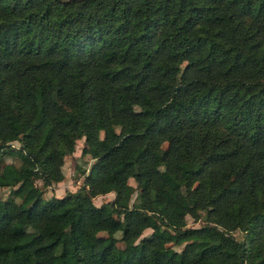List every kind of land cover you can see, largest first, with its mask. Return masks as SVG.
<instances>
[{
  "label": "trees",
  "instance_id": "obj_1",
  "mask_svg": "<svg viewBox=\"0 0 264 264\" xmlns=\"http://www.w3.org/2000/svg\"><path fill=\"white\" fill-rule=\"evenodd\" d=\"M5 155L0 264H264V0H0Z\"/></svg>",
  "mask_w": 264,
  "mask_h": 264
},
{
  "label": "rangeland",
  "instance_id": "obj_2",
  "mask_svg": "<svg viewBox=\"0 0 264 264\" xmlns=\"http://www.w3.org/2000/svg\"><path fill=\"white\" fill-rule=\"evenodd\" d=\"M12 145L15 147H18L20 144L18 141H13ZM84 146V137H81L76 140L75 143V148L72 153L65 155L64 157V162L62 165V170L64 173V178L63 180L53 183L51 186L43 188V197L47 199L48 197L51 196H62L64 195L67 191H74L76 190L82 183V176H81V169L82 168H87L89 164L93 161V159L90 157L88 154H82L81 149ZM163 147L166 146V143L164 142L162 144ZM2 162H13L15 164H19V160L15 156L11 155H5L2 158V161L0 162V165ZM129 182L132 185H136L135 181L133 178L129 179ZM37 185L41 186V180L36 181ZM16 188V186H15ZM15 188L12 187H0V196L3 197L4 199H14L18 202L22 201L25 199V192H18ZM114 196L113 192H109L106 194H100L94 197L93 201L95 204L99 205L100 203L112 199ZM136 197V191L133 194V197L131 199V202L134 201ZM181 210V208H180ZM182 211V210H181ZM202 215H204V211H201ZM187 219V225L189 226H200L203 225L206 221L204 219V216H202L199 220L195 221L190 217L189 215H186ZM151 233V228H146L143 230L142 235H148ZM101 235H105V232H100ZM234 236L239 239L243 240L245 237V234L240 231V230H235L233 232ZM118 237L120 236V233L116 234ZM139 237L134 238V241L138 240ZM118 245L120 247L124 246L123 241H118ZM180 246L176 248H180Z\"/></svg>",
  "mask_w": 264,
  "mask_h": 264
}]
</instances>
